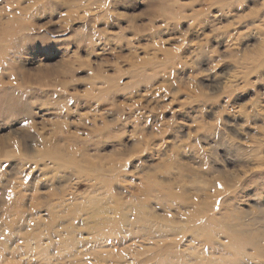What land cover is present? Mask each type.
Here are the masks:
<instances>
[{
	"label": "rangeland",
	"instance_id": "obj_1",
	"mask_svg": "<svg viewBox=\"0 0 264 264\" xmlns=\"http://www.w3.org/2000/svg\"><path fill=\"white\" fill-rule=\"evenodd\" d=\"M0 264H264V0H0Z\"/></svg>",
	"mask_w": 264,
	"mask_h": 264
},
{
	"label": "bare ground",
	"instance_id": "obj_2",
	"mask_svg": "<svg viewBox=\"0 0 264 264\" xmlns=\"http://www.w3.org/2000/svg\"><path fill=\"white\" fill-rule=\"evenodd\" d=\"M233 238V245L234 244H237L238 247H241V246H246L247 244H252L256 249H258L259 247H257V243L259 244V242L256 243L255 239H251V237H248V236H238L237 237H232ZM257 238V237H256ZM244 239H250V240H244Z\"/></svg>",
	"mask_w": 264,
	"mask_h": 264
}]
</instances>
